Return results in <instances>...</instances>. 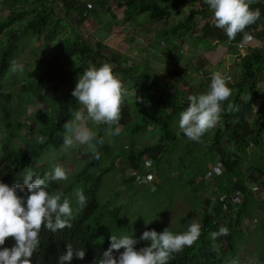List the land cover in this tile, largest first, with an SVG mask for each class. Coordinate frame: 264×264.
<instances>
[{
    "label": "trees",
    "instance_id": "16d2710c",
    "mask_svg": "<svg viewBox=\"0 0 264 264\" xmlns=\"http://www.w3.org/2000/svg\"><path fill=\"white\" fill-rule=\"evenodd\" d=\"M89 2L92 3L93 10L103 15L111 14L113 19L117 18L113 7L118 4L117 9L124 14L126 21H134L141 15H147L152 21H166L174 15V0H125L121 3H117L116 0L1 2L10 7L6 18L0 21L1 103L10 98L9 92L5 91L4 81L10 71V62L18 58L20 50L18 43L22 35L29 33L36 37L44 47L52 48L53 53L51 52L47 59L43 57L38 60L39 74L30 73V81L24 89L22 98L23 101L26 100L27 108L21 117L26 115L29 106L38 102L45 103L50 111L49 113L38 111L33 117V126L19 121L11 126V131L6 136L7 143L2 162L10 165L11 169L7 174H0V180L9 185H22V175L26 171H33V179L35 174L44 176L48 162L37 167V161L45 152H58L60 155L57 157L64 159L69 156V151H74V148L63 150L64 123L72 118L70 110H78L81 107L71 93L79 75L89 65L99 67L102 62H109L115 73L121 72L120 77L128 89L136 90L137 96L143 98V102L135 100V96L125 99L120 119L122 128L118 136L111 135L107 125L92 126L98 137L104 139L103 145L98 146L99 158L91 153L84 155L83 159L80 153H76L77 161L86 162L78 180L84 182L87 206L71 221V228L57 232L44 230L40 233V245L32 257L33 264H59V255L66 250L68 243L74 248L85 251L83 259L73 257L70 264H96L109 248L110 237L104 245L99 246L85 226L86 219L99 206L97 196L103 183V176L111 170L97 174L105 155L114 157L113 165L119 160V164L124 168L126 189L129 186L141 187L136 183V176H140L143 165L150 162L153 171L152 188L143 187L149 192H154L157 187L156 164L169 157L172 158L174 154L178 155L175 160L183 162V172L190 171V174L193 172L189 184L194 187L198 197L204 198L198 194L212 188L205 181V177L215 167H219L222 171L216 180L219 193L236 192L243 197V203L234 208L227 199L218 195L211 212H208L210 201L204 198V214L199 219L202 225L200 238L218 231L221 226L228 227L229 234L220 236L217 240H222L230 250L234 264H248L243 257L233 251L236 245L235 237L244 234L245 230L256 231L264 227V93L259 88L264 81V41L261 49H250L245 56L237 58L240 60L239 71L229 84L233 94L229 101L223 104L221 120L216 127L204 135L209 138L208 141H204L203 137L204 142L197 143L190 141L181 131L177 132L174 128V122L179 120L180 112L188 105L185 100L180 101L177 90L159 87L157 82L151 80L146 73L132 71L130 69L132 66L127 67L126 60L119 61V57L113 55L105 45L99 41L91 42L90 37L85 35L89 20L93 16L92 10L88 7ZM187 2L195 5L193 12L180 19L172 28L164 30L162 43L164 46L158 44L164 58L170 63L177 65L182 60L183 43L189 34L198 35V40L205 44L208 51L226 45L229 50H235V53L239 52V46L243 44L246 32H253L258 25H261V33L264 34V4L260 1L255 3L256 8L260 9V19L232 40L228 39L223 30L215 27L212 11L204 0H187ZM55 3L60 4V7L58 5L55 7ZM195 15L197 18H194ZM175 38H178V41H175ZM49 53L46 52V55ZM206 63L205 59L199 60L198 72L206 67ZM210 81L211 77L204 81L205 89L208 88ZM229 104L233 107L229 108ZM245 112L253 116L252 120L241 115ZM112 127L114 130L115 125ZM23 128L33 130L35 139L13 149L14 139ZM142 135L154 138V144L138 149L135 143ZM38 136H45V143H38L36 139ZM112 145L118 152L112 148ZM250 149L257 152H255L256 160L249 158ZM128 168H131L136 176H129ZM249 173H252L251 187L245 185ZM193 176L200 178L201 182H195ZM25 194L20 193V195ZM223 206L235 210V219L227 222L223 216ZM248 224H252L253 227L249 228ZM151 229L161 230L159 227ZM141 235L142 233L132 236L139 239ZM200 238L191 248H185L182 253L176 254L169 264H221L214 253L201 251ZM14 243L13 238H8L3 247H11ZM147 243L140 241L137 248L146 246ZM120 251L122 252L123 249ZM113 255L118 258L119 252L114 250Z\"/></svg>",
    "mask_w": 264,
    "mask_h": 264
},
{
    "label": "rangeland",
    "instance_id": "374dc122",
    "mask_svg": "<svg viewBox=\"0 0 264 264\" xmlns=\"http://www.w3.org/2000/svg\"><path fill=\"white\" fill-rule=\"evenodd\" d=\"M2 1L7 0H0V21L6 18L10 9L9 5L1 3ZM117 5L113 7L117 18L113 19L111 14L103 15L97 10H93L92 3L89 2L88 7L92 10L93 16L89 20L85 35L90 37L91 42L99 41L105 45L113 55L119 57V61L126 60L127 67L132 66L130 68L132 71L138 70L146 73L151 80L154 79L157 82L159 87L177 90L181 102L183 100L188 102L189 95L205 91L204 81L210 78L214 71H221L224 75L231 76V79L233 75L235 76V72L225 70L226 60L220 54L206 55L210 51L205 48V44L198 41L197 35L186 36L181 52L183 57L177 65L167 61L159 50L158 44L164 46L162 44L164 42L163 31L172 28L180 19L192 13L195 9V5L192 3L187 0H174V15L166 21H152L147 15H141L134 21H126L124 14L117 9ZM194 18L197 16L195 15ZM175 41H178V38H175ZM18 47L20 50L16 61L23 64L24 71L16 73L9 71L4 81V88L6 92H9L10 98L0 102V174H7L11 169L10 165L2 163L7 143L6 136L9 135L11 126L18 121L26 123L27 117L30 122L34 123L33 117L38 111H48L47 113L50 111L45 103L38 102L28 107L27 112L31 116L26 113L21 117L27 108L26 100L23 101L22 98L24 89L30 81V73L39 74L38 60L43 57L49 58L53 50L44 47L36 37L29 33L21 36ZM46 52L49 54L46 55ZM206 57H209V60ZM200 59H205L207 65L198 72L197 66ZM116 73L121 74L120 71ZM56 94L58 95L59 91ZM241 115L248 120H252L253 117L247 112ZM119 126L122 128L120 122ZM174 128L177 132L181 131L179 120L174 122ZM34 139V131L23 128L15 137L12 148L22 147L27 142H33ZM208 139L204 137V141H208ZM154 142V138L142 135L137 138L135 144L138 149H142L146 145H153ZM73 148L74 151H69V156L64 159L57 157L60 155L58 152H45L43 157L37 161V167L48 162L45 174L50 173L56 165H61L69 170L67 181H49V191L55 192L59 188L65 195L72 198V205L75 208V190L85 191L84 182L78 180V176L86 166V162L77 161V157L80 153L84 159V155H89L92 152L84 146ZM112 148L118 152L113 145ZM255 152L252 149L249 150L251 160L257 159ZM177 157L178 155L174 154L172 158L169 157L156 164L155 182L157 187L154 192H149L143 186L137 188L129 186L126 189L124 184L126 176L119 160L113 165L114 157L106 155L103 157L97 174H103L108 169L111 170L103 176V183L97 196L99 206L85 221L86 229L96 244L104 245L111 235L118 237L120 235H137L153 227L161 228L158 232L163 231L166 227H169L173 232H182L194 220L199 222L200 216L204 214V198L198 197L194 192V187L189 184L193 172L191 174L190 171L183 172L182 165L184 164L180 160H175ZM27 172L33 171H26L22 177ZM91 175L93 174L91 173ZM193 178L195 182L200 181L197 176H193ZM80 212L76 213L74 217ZM243 233L235 237L236 245H234L233 252L243 257L247 263L250 258L257 257L260 264H264V227H260L256 231L245 230ZM200 244L201 251L214 253L215 258L221 264H234V257L222 240H212L210 235H207L200 238ZM213 245L219 246L218 253L212 249Z\"/></svg>",
    "mask_w": 264,
    "mask_h": 264
},
{
    "label": "clouds",
    "instance_id": "9594fccd",
    "mask_svg": "<svg viewBox=\"0 0 264 264\" xmlns=\"http://www.w3.org/2000/svg\"><path fill=\"white\" fill-rule=\"evenodd\" d=\"M256 2L257 0H204L212 11L215 27L223 30L229 40L244 33L260 19V9L251 7ZM10 71L23 72L24 66L12 60ZM230 82L229 76L221 71H214L205 91L188 96V105L180 112L179 128L190 141L203 143L204 135L220 122L223 104L233 94ZM71 94L81 107L70 110L72 118L64 123L63 150L84 146L97 159L98 146L103 145L104 139L98 137L92 126L107 125L108 132L118 136L121 132L119 122L125 99L135 96V100L143 102L136 90L128 89L109 62H102L99 67L89 65L84 69ZM232 107L229 104V108ZM36 139L40 144L46 141L45 136H38ZM33 175V172H27L23 176L22 185H9L0 180V264H33L32 257L40 245V233L44 230L57 232L71 228L75 214L87 206V197L82 189L74 192L75 208L72 198L59 188L55 192L49 191V181L68 180L69 170L65 167L56 165L43 178L35 174L33 179ZM22 192L26 194L20 195ZM228 234L229 228L221 226L218 231L210 233V238L216 240ZM201 235L202 225L195 220L182 232H173L166 227L160 232L146 229L139 239L132 235H111L109 248L96 264H169L176 254L182 253L185 248H191ZM8 238H13L15 243L11 247H3ZM140 241L148 243L137 248ZM212 249L219 252L218 245H213ZM114 250L119 252L118 258L113 255ZM73 257L83 259L85 251L68 243L66 250L59 255V264H70ZM248 264H260V261L257 257H252Z\"/></svg>",
    "mask_w": 264,
    "mask_h": 264
},
{
    "label": "built area",
    "instance_id": "2783aa9c",
    "mask_svg": "<svg viewBox=\"0 0 264 264\" xmlns=\"http://www.w3.org/2000/svg\"><path fill=\"white\" fill-rule=\"evenodd\" d=\"M79 1L80 2H86V0H79ZM118 1H120V3H121V2H124L125 0H118ZM57 5L60 7V4H58V3L54 4L55 7ZM28 115H30V114H28ZM26 123L29 126H33V123L30 122L29 119L26 120ZM219 160H220V158H219ZM151 165L152 164L150 162L145 163L142 167V173L140 176H136V173L131 168L127 169V173L129 176H136L137 185L146 186L147 188L148 187L152 188L151 182L153 180V171H152ZM221 172L222 171L219 167L213 168V170L205 177V181L207 183H209L213 189H210L209 191H206L205 193L204 192L199 193L200 196H203L206 200L210 201V205L208 206V212H211V210H213V206L217 200L218 195H221V197L227 199V201L234 208H237L239 205H241L243 203V197L239 193L237 194L236 192H226V191L219 193V186H218V183L216 182V180L220 176ZM245 185L247 187H251L253 185L252 173H249L248 176L246 177ZM222 210H223V216L227 219V221L235 219V216H236L235 210L229 209L226 206H223ZM248 227L251 228V227H253V225L248 224Z\"/></svg>",
    "mask_w": 264,
    "mask_h": 264
},
{
    "label": "crops",
    "instance_id": "0c3cea01",
    "mask_svg": "<svg viewBox=\"0 0 264 264\" xmlns=\"http://www.w3.org/2000/svg\"><path fill=\"white\" fill-rule=\"evenodd\" d=\"M260 1L261 4H264V0H257ZM253 9L256 8L255 4L251 5ZM245 40L242 45L239 46L238 53H235V50H229V48L226 45H220L214 50H211L208 54H220L223 59L226 60V66L225 70L231 72H235V76L237 72L239 71V61L237 58L239 56H245L250 49H261L263 47V41H264V34L261 33V25H258L253 32H246L245 33ZM198 37V35H197ZM199 41V40H198ZM200 42V41H199ZM209 60V57H206ZM233 67V68H232ZM205 68V67H204ZM233 75L232 80L235 77ZM231 77V76H230ZM264 81L260 84V90L264 93ZM236 156V155H235Z\"/></svg>",
    "mask_w": 264,
    "mask_h": 264
}]
</instances>
